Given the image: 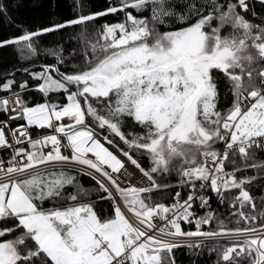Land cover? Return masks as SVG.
Masks as SVG:
<instances>
[{
    "label": "snow or ice",
    "instance_id": "6c2138e0",
    "mask_svg": "<svg viewBox=\"0 0 264 264\" xmlns=\"http://www.w3.org/2000/svg\"><path fill=\"white\" fill-rule=\"evenodd\" d=\"M0 18V264H264V0Z\"/></svg>",
    "mask_w": 264,
    "mask_h": 264
},
{
    "label": "trees",
    "instance_id": "16d2710c",
    "mask_svg": "<svg viewBox=\"0 0 264 264\" xmlns=\"http://www.w3.org/2000/svg\"><path fill=\"white\" fill-rule=\"evenodd\" d=\"M10 5V15L18 22L27 25H36L41 22V17L47 18L49 13H58L60 15L68 14L72 11L74 3L78 6L81 0H6ZM96 8L103 7L104 0H84ZM59 4V7L56 5ZM103 21H101L102 23ZM12 28L6 21L0 18V34L7 33L11 35ZM17 52L14 49H0V74L7 69L9 65L16 63ZM17 66H27L21 62ZM168 183H173V179H167ZM215 206V205H214ZM178 264H189V258L181 252L177 254ZM214 259V257L212 258ZM197 264H211V260L202 257Z\"/></svg>",
    "mask_w": 264,
    "mask_h": 264
}]
</instances>
